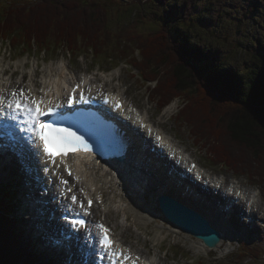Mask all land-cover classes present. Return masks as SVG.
<instances>
[{
  "label": "trees",
  "instance_id": "1",
  "mask_svg": "<svg viewBox=\"0 0 264 264\" xmlns=\"http://www.w3.org/2000/svg\"><path fill=\"white\" fill-rule=\"evenodd\" d=\"M174 2L150 0L153 16L147 21L133 0L129 7L113 0H0V41L20 55L34 48L57 53L59 47L72 52L84 48L104 61L108 54L114 65L120 58L143 79L157 81L149 96L160 108L182 98L180 122L216 163L251 169L253 177L264 179V172L247 165L239 153H264V0H204L203 6L200 0ZM229 7L239 13L237 20ZM121 11L127 12L126 26L121 25ZM227 20L231 23L223 26ZM249 21L255 22L254 31L242 43H233L241 30H231ZM208 27L231 47L244 49H233L235 56L228 57L196 40ZM115 40L116 45L111 43ZM113 45L119 54L108 52ZM14 203L8 196L7 209L0 203V264H32L9 216Z\"/></svg>",
  "mask_w": 264,
  "mask_h": 264
},
{
  "label": "rangeland",
  "instance_id": "2",
  "mask_svg": "<svg viewBox=\"0 0 264 264\" xmlns=\"http://www.w3.org/2000/svg\"><path fill=\"white\" fill-rule=\"evenodd\" d=\"M128 1L130 0H113V2L125 7H129ZM133 1L138 2V7L136 8L144 10L142 12L147 18V21L152 20L151 17L153 16V10L151 11L148 4L150 0ZM203 3L204 0H200V6H203ZM174 4H176V0L173 5ZM229 8L231 10H228L227 12L232 15L235 20H237L240 16L239 13L235 11L233 7ZM125 16L127 17V12L121 11L122 26H126L125 24H127V22L129 21V19L125 18ZM230 20L232 22V19ZM231 22L227 20L224 21L222 25L229 26ZM254 26L255 22L250 21L248 23L243 22L239 29H237L235 26V28H233L230 33H236V31L238 30L241 31L239 32V36H237L236 38H231L232 42L242 43L243 41H245L244 36L245 38H247L250 31H254ZM217 29L218 27H215V30ZM195 38L196 40L200 39L201 43L203 44L212 45L211 47H216L219 50L221 49L220 51L223 53V56H235L236 50L240 51L244 49V47L242 46L231 47L229 43H226V40L223 41L221 38L219 39L216 33L211 31L210 27L204 30L201 34L195 35ZM111 43L116 45L117 40ZM114 45L111 47L112 50H109L108 52L119 54V52L116 51L117 47ZM57 49L58 51H62V49L59 47H57ZM82 49L83 50H78L79 52H72L70 50L67 52L63 51L60 57L52 59L47 55V52H44L42 55L36 54L33 56L30 55V57H21L17 56L16 54H12L8 48L7 43H0V65H2L3 68L6 69L8 66H10L13 70L12 72H15L13 76H15L17 79H21L22 75H25V73V76L28 78L29 72L32 68L35 70L38 69L36 70L37 72H35L36 74L34 73L35 77L30 74L29 79L34 78L35 80L40 81L45 75H50L49 73H51V69L56 70L57 64H60L61 66H66V74L71 77L75 75H77L78 77H85V74L86 78H93L91 80L92 82H97L96 79H98L102 84H107L109 88L124 89L130 102L136 103L140 108H142L144 112H147L152 120H154V123L156 125L165 128L170 135L176 138L177 142L187 148V150L193 157L201 160L204 164L215 168L218 172L226 173L227 176H236L233 181L236 182L237 180H241L249 189V191L253 190L254 188H260V190H262L260 195L264 203V179L253 177L254 171H252L251 169L250 171H247V169L237 171L235 169H231L229 166H222L218 162L216 163V159L214 157H211L204 146L196 144L195 137L189 129L190 127L187 126V124L183 125L177 116L183 106L182 98H177L165 108H160L157 101L149 97L151 90L157 88L156 82L151 83L143 81L137 76L138 74L136 75L138 71L132 70L131 67L125 65L124 61H120L119 64L112 68V70H108V67H111L115 64V61L107 60L108 54L103 57V59H106V61L98 60L93 57L91 52H87V50H85L84 48ZM244 57L245 54H242V58ZM88 81L89 80L87 79L86 82ZM244 152H247V155L249 156L243 154L242 152L239 153L241 154V157L250 162H246V164H252L251 166L260 168L264 172V161L262 160V158H264L263 151H258L257 153L252 151ZM143 158L145 159H142L143 162H147V159L149 160V157L147 158L145 154H143ZM9 175L10 173L8 171L0 172V187L3 185L1 184L2 176L8 177ZM158 178L159 181L166 180L163 179L162 175H158ZM5 181L6 180H4L3 182ZM167 182H169L170 184H174L172 180H169ZM175 187L176 191L184 196L183 198H185L187 194H192L196 199H201L202 202L208 200L207 195H196V192L186 190V184L185 186ZM112 188V185L108 183L106 185L104 194V201L106 203L104 205V210H106V216L108 220L113 223V225L115 224L114 226L121 232V236L128 244L134 245L140 251L148 255L149 258L158 261L160 264H212L213 261H218L219 259L222 261V264H264V218L260 223L261 226L259 237L254 236L253 239L250 240L248 239L247 235V232L249 231L247 226H235L231 223V219L229 220V216H226V223H223V225H225V227L227 225L229 227L228 229L232 231L233 229L237 230L233 233L228 231L227 229L225 230L226 242L227 244L232 242V244L229 245V249L224 250V244L222 248H216L215 250L210 251L209 248L201 245V241L199 239L184 233L176 226L171 224L164 216V214L157 211H153L152 214H148L150 213V205H153L151 201L159 195V191H148L146 193V198H148L147 200H142V197H136L134 199V202H132L133 207L138 208L141 211V213L136 215L135 212L119 209L118 206L115 207L114 200L118 198L119 195L113 196L114 192L111 193ZM30 193L31 192L29 190V195ZM17 195L22 201L24 200L25 196L23 195L20 187L18 188ZM212 200L214 202V199ZM200 206L201 209H204V205ZM18 209L19 212L16 213L15 216L16 218H21L23 217V214L20 211L22 207L20 206V208ZM240 212L241 206L239 205L236 208L235 215L239 217ZM261 214L264 216V209L261 210ZM241 219L245 220L244 218ZM257 219L259 221V219L261 218H258L257 216ZM19 223H21L22 226L18 230H21L23 229L24 225L22 221H20ZM251 230L256 232L255 227H253ZM241 242H246L249 244V246L244 248L243 251L239 252L238 249ZM228 251H234V253L229 257L230 254L227 255Z\"/></svg>",
  "mask_w": 264,
  "mask_h": 264
},
{
  "label": "bare ground",
  "instance_id": "3",
  "mask_svg": "<svg viewBox=\"0 0 264 264\" xmlns=\"http://www.w3.org/2000/svg\"><path fill=\"white\" fill-rule=\"evenodd\" d=\"M61 69L62 70L67 69L66 66L60 67L59 72L57 71V73H58V75H61L62 78H64L67 81V79L65 77L66 74L64 72L61 73L60 72ZM36 70H38V69H36ZM51 79H52V76H49V75H46L44 77V81H48ZM31 83L35 84V81L32 80ZM42 88H43V91L48 90L51 93L54 89H62L63 83L60 80L52 88L48 84H45L44 86H42ZM128 107L131 108L130 105H128ZM132 115L134 116L135 114L132 113ZM131 136L128 137V140L130 141L133 138V140H135V141L131 143L132 145L130 146V149L135 151L136 160L140 159V161L138 163L135 164V162L134 163L129 162L121 168H118V169L114 168L112 170L110 169V167H101L100 165H102V163H100V165H98V163H94V162L92 163L91 162V163H84L80 166V170H81V172L85 178L83 183L87 184V187L89 189L88 191L90 194L93 195L94 193H96L98 198L104 199V197H101V196H103L105 194V188H106L105 186L109 183L113 187L112 192H114L113 193L114 196L119 195V197L114 200L115 207H117V206L120 207L119 204H128L131 202V206L133 208L132 202H134V199L131 198V195L133 193H135L137 191V188L139 186H141L142 184H144L146 186L148 185V187H150V188H154L155 185L159 184L162 187V189L159 190L160 193L169 192L170 194L173 193L172 191H170V189L173 186H185V184L188 182V180H182L179 177L178 173H176L175 171H173L172 174L168 173L169 169H171V167H172L171 164L169 165L168 163H166V161L161 160V159L159 160V164H158V162L152 157V155H154V152H153V154L149 153L150 151L144 153L143 149H146V146H143V149H142V147H137V141L145 142L146 141L145 138L139 137L137 135V133L131 134ZM140 152H143V153H140ZM143 154H145V156L147 158L149 157V160L147 159V162L142 161ZM3 162H5V161L2 158V161L0 162V172L1 171L2 172L8 171L10 173L11 169L9 170L5 165H3L2 164ZM141 165H143V168ZM147 165H150L151 169L153 170L152 174H147V175L145 174L144 171H145V168ZM133 168H135L134 173H133ZM175 168L177 170V166ZM22 175H23V177H25L24 174H22ZM158 175H162L163 179H166V180L165 181H162V180L159 181ZM225 179H227V178H225ZM169 180H172L174 182V184H170L169 182H167ZM26 181L28 183L31 182L29 178ZM190 185H191V188L198 189L197 185H194L192 183H190ZM26 187H27L26 192L29 190H31V192L33 191V185H26ZM128 190H130V191H128ZM127 192L130 193L128 198L125 195ZM79 195L82 196L83 194L81 192H79ZM172 195L175 198L181 200L183 203H185L189 206H192L195 209L199 210L200 212L206 214L207 216L210 217L211 221L213 222V224L215 226H217V224H218L219 227H222L224 229H225V225H223V223H226L225 217L229 216V220H230L231 216L235 215L236 208L239 206L237 204H234L229 209L222 208L219 204V202L222 201V199L220 197L221 192H218L217 194L209 193L207 195L208 200L204 201V202H202L201 199H196L195 196H193L192 194H187L185 196V198H183V196L178 194L177 192H174ZM245 196H246V192H245ZM28 199L34 200L31 197V193H30V196L28 197ZM212 199H214V202ZM230 200H232V198ZM235 203H237V201H235ZM239 204L241 205L240 202H239ZM200 205H204V209H201ZM126 208L131 209V207H129V206H127ZM133 209H134V212L136 214L141 213V211L139 209H136V208H133ZM105 212H106V210H105ZM259 213L260 212L255 210L253 212V217L255 218V217L259 216ZM148 214H152V213L150 212ZM243 225L246 226V224H243ZM226 227L229 228L227 225H226ZM16 232H17V234H19L18 229ZM225 242H226V239L223 238L221 240L220 244L216 248H222L223 245L225 244ZM40 248H45L50 253L55 254V251L51 250L50 246L46 245L45 243H43ZM83 251H85V250H83ZM80 255L81 254H77L76 256H80ZM47 256H49L48 252H46V254H45V257H47Z\"/></svg>",
  "mask_w": 264,
  "mask_h": 264
},
{
  "label": "snow or ice",
  "instance_id": "4",
  "mask_svg": "<svg viewBox=\"0 0 264 264\" xmlns=\"http://www.w3.org/2000/svg\"><path fill=\"white\" fill-rule=\"evenodd\" d=\"M25 92L24 89H20V93L23 94ZM68 103H72V100H68ZM43 101H37L35 99H27L26 102L17 101L15 103V108L17 113L23 109V114L28 116L30 119L28 122L32 124V131L36 132L39 139L44 142L45 150L48 151L49 155L51 156V151L48 150V142L49 140L53 141L54 143L63 146L64 148H71L75 149L77 146H83L85 149L89 147L87 141L84 139L83 136L78 135L77 132L73 131L71 128L60 127L51 123H44L42 122L39 117L42 115H47L48 112H51L56 105L49 104L47 107V111L44 110L41 105ZM12 104H9L8 107L12 108ZM69 117L64 116L63 114L58 117V121H63L68 119ZM73 199H76L73 197ZM91 203V201H89ZM79 223L83 224V221ZM101 228H104L101 225ZM105 233L108 232L107 228H104ZM104 243L105 245H112V241L109 239L107 235L104 236Z\"/></svg>",
  "mask_w": 264,
  "mask_h": 264
},
{
  "label": "water",
  "instance_id": "5",
  "mask_svg": "<svg viewBox=\"0 0 264 264\" xmlns=\"http://www.w3.org/2000/svg\"><path fill=\"white\" fill-rule=\"evenodd\" d=\"M159 199L161 209L166 216L184 232L204 240L210 247L218 243L221 237L220 233L203 215L167 196H162Z\"/></svg>",
  "mask_w": 264,
  "mask_h": 264
}]
</instances>
